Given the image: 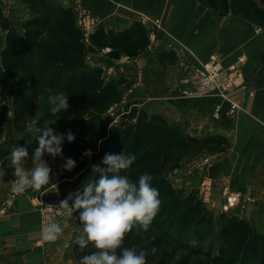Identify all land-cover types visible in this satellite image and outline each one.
I'll return each mask as SVG.
<instances>
[{"label": "trees", "instance_id": "16d2710c", "mask_svg": "<svg viewBox=\"0 0 264 264\" xmlns=\"http://www.w3.org/2000/svg\"><path fill=\"white\" fill-rule=\"evenodd\" d=\"M30 17L22 21L19 30L3 15L0 8V30L5 33L4 46L0 50V135L3 131L6 111L11 107V124L17 135L33 123V140L26 147L29 157L24 167L31 169L34 150L39 146L36 137L45 122L56 134L63 135L62 162L68 158L76 162L71 171L64 170L59 180L60 199L80 188L86 181L98 178L91 166L100 163L106 153L135 156L133 164L121 175L136 182L143 173L153 177L152 186L159 190L160 210L147 231L136 227L124 240L123 247H135L137 253H148L147 264H198L191 254L178 258L177 252L186 247L175 246V240L157 225V217L178 215L187 228L190 224L210 223L212 213L204 207L196 192H190L177 200V192L168 182L167 166L174 164L176 152L190 151L198 154L203 149L211 152L224 151L226 140L216 136L197 138L186 130L168 123L162 116L149 114L126 103L114 114L109 110L120 104L124 89L129 84L119 78L105 82L102 69L90 67L86 61V46L70 7H63L57 0H23ZM146 26L135 21L121 32L105 30L98 25L91 33L90 41L98 50L109 48L105 53L110 60L123 56L135 57L147 50L149 38ZM174 60L172 51L161 52L160 65ZM63 92L68 95L67 111L53 114L49 96ZM47 101L44 112L37 116L40 99ZM71 132L75 139L67 140ZM91 156H86V150ZM49 157L45 154L44 158ZM11 160V154L8 157ZM7 158V159H8ZM7 160L2 161V165ZM175 165V164H174ZM71 188L67 189V185ZM183 202L186 203L182 206ZM79 212L69 217L80 225ZM221 225L217 234L218 256L199 264H264V234L256 232L247 220L235 215H219ZM156 252L153 254L152 249ZM71 250L77 262L96 249L89 244L81 249L76 241ZM119 254V250H118ZM196 254V253H194Z\"/></svg>", "mask_w": 264, "mask_h": 264}, {"label": "crops", "instance_id": "0c3cea01", "mask_svg": "<svg viewBox=\"0 0 264 264\" xmlns=\"http://www.w3.org/2000/svg\"><path fill=\"white\" fill-rule=\"evenodd\" d=\"M57 1L65 8L73 2ZM78 1L105 30L121 32L135 21L146 26L149 45L144 55L113 61L90 43L86 46V63L101 68L102 77L110 81L122 78L129 86L136 71L141 70L145 86L133 90L126 101L134 102L149 114L162 116L191 136L216 135L225 139L224 151L210 153L215 160L204 170V179L211 183L219 204L225 201L224 191L236 196L233 215L248 221H264V0ZM11 12L16 19L23 15L30 17L23 0H11ZM167 51L174 53V60L160 65L158 56ZM210 56H216L225 70L240 64L239 85L227 92V100L217 95L180 96L181 77H190V71ZM119 91L125 92L122 85ZM230 104L236 105L233 112ZM1 127L0 209L5 191L16 179L14 168H2L1 162L8 155L3 147L16 138L21 141L24 136V132L16 135L10 117L5 118ZM55 158L63 169L65 163L59 156ZM44 160L47 165L55 161L53 157ZM186 166L183 164L174 178L178 187L201 181L197 171L187 172ZM48 185L43 187L45 191ZM247 196L249 201L245 202ZM31 198L28 189L6 212L0 211V254L20 251L26 254L28 264H47L44 245H34L35 240H40V218ZM79 230L73 233L74 240Z\"/></svg>", "mask_w": 264, "mask_h": 264}, {"label": "clouds", "instance_id": "9594fccd", "mask_svg": "<svg viewBox=\"0 0 264 264\" xmlns=\"http://www.w3.org/2000/svg\"><path fill=\"white\" fill-rule=\"evenodd\" d=\"M51 112L67 111L68 95L63 92L49 96ZM51 122H45L40 134L36 137L38 147L31 157L34 167L26 169L24 164L29 157L26 147H15L11 152V164L14 168L12 181L13 190L24 193L29 188L40 190L50 183L51 168L43 159L45 154L55 158L62 156L63 135L56 134ZM75 137L71 132L67 135L68 142ZM91 150L84 155L91 156ZM135 156L106 153L100 163L91 166L92 173L98 178L85 181L82 187L74 193L69 192L67 198L57 205H49L50 209L72 217L79 212V222L82 230L76 236V243L81 249L91 244L96 251L84 255L79 264H147L145 251L137 253L133 247H123L125 237L139 227L147 231L160 210L159 190L152 186L153 177L148 173L139 176L138 183L128 176L121 175L134 162ZM76 162L68 158L62 166L71 171ZM71 202V203H70ZM63 229L57 222H51L42 231V239L55 242L62 235ZM119 250V254H118ZM152 253L156 252L153 248Z\"/></svg>", "mask_w": 264, "mask_h": 264}, {"label": "rangeland", "instance_id": "374dc122", "mask_svg": "<svg viewBox=\"0 0 264 264\" xmlns=\"http://www.w3.org/2000/svg\"><path fill=\"white\" fill-rule=\"evenodd\" d=\"M26 17L27 16L23 15L19 19L18 18L16 19L15 17H13V15L9 14L8 19L9 20L12 19L14 22H11V23L19 30L20 24L22 23V21L27 19ZM4 37H5V33L0 30V48H3L2 45L4 43ZM102 50H101V52H103ZM109 51H110V49H109ZM109 51H107V53ZM145 52H141V53H139V55L140 54L144 55ZM126 57L127 58H125V59L132 58V57H128V56H126ZM123 58H124V56H123ZM119 59H116V60H119ZM113 61H115V60H113ZM137 72L138 71H136V73ZM103 80L105 82L110 81L107 79V77H103ZM144 86L142 88H144ZM142 88H140V89H142ZM125 90L126 89H124V91ZM122 94L125 97L128 95L126 92H124ZM126 102L131 103L130 101H126ZM124 105H125V103L114 105L109 113L114 114L115 112L118 111V109L121 110ZM1 106H2V103L0 101V111H1ZM46 106H47V101L45 99L41 98L39 110L37 112V116H40L44 112V110L46 109ZM10 116H11V107H9L7 109L5 117H10ZM10 119H11V117H10ZM34 133H35V127L33 126V123H31L27 127V129L24 131V136H23V139H21V141L18 140V138H16L15 140H12L10 145L3 147V152L8 154L4 158V160H7L5 162V164L2 165V162H1L2 168L4 170H9V169L13 168L12 164H11V160H9V158H8L10 156L12 150L15 147H21L24 144H28V141H27L28 138L31 137L32 134L34 135ZM210 153H211V151H208L206 149H203L198 154H194L193 152H191V150L186 151V152H182V153L176 152L174 155V158H173V160H176V162H174L175 165L173 163L168 165L167 166L168 170L166 171L165 174L167 176L168 182L170 183L171 187L178 193L177 194V197H178L177 200H182L184 197H186L192 191L196 192V195L199 197V199L201 200L204 207L207 208L212 213L211 222L210 223H202V224L193 223V224L188 225L187 228H183V224H182L181 219L178 215L169 216V217H163V216L157 217L158 228H160L163 232H166L172 236V238L176 241L174 243L175 246L186 247V248L179 250L177 252V257L180 258V257L191 254L190 255L191 258L193 260H195L196 262L198 261L199 263L205 261L206 259H211V258L218 256L219 241L217 239V234H218V231H219V228L221 225L219 215L220 214H224L226 216L233 215L232 214L233 209L223 210V208H222L223 204L222 203L219 204V201L217 202L215 200V197L213 196V187H212V194H211V197L209 199V202H204L201 194L199 193V187L204 180V175H203L204 170H200L199 168H197L196 163L200 162L201 159L204 157H209ZM50 157L51 156H49L48 158H50ZM54 160L55 161H53L51 164H49L51 169H54V170L56 169L55 172H54V170H52V172H51L50 184H55V183H58V184H56L52 187H50V184H49L48 188L45 192L41 191V189H45L43 187L40 190H33V189L29 188V192L31 193V197H32L31 199L34 201V205H35L34 208L38 212V215L40 218V225H39L40 240L39 241L35 240L34 245L39 246V247H40V245H42V246L44 245V247H43V249H45L44 257H45V260H47L46 261L47 264H79V262H77L75 260L73 252L71 250L72 244L76 241L73 239L74 238L73 233L78 231V226L75 223V220L72 221L69 219V217L64 215L60 220H58L59 224L62 222V229H63V232H62V235L60 236V238L57 239L55 242H48V241L44 242V241H42L41 211L36 204V198L38 196H41L42 200L44 202L50 203L54 200L59 199V197L61 195V192L58 189V186H59V179L61 177L63 169L60 167L61 162H58L57 158H54ZM183 164H187V166L185 167V171L187 170V167H188L187 172L192 171V170L197 171L198 175L200 176L199 180H201V181L198 182L197 184L190 185V186L185 185V184H181L180 187L176 186L174 178L176 175L179 174L180 169L183 167ZM136 182L138 183V177L136 178ZM70 185L71 184L67 185V189L71 188ZM174 186H176V187H174ZM78 189H80V184H75L74 190H72L70 192L74 193ZM12 190H13V185H11L10 188H8V190L5 191L4 200L8 197V195L10 194V192ZM40 192H42V194H40ZM22 194L23 193H17V195L13 201L12 206L14 205L17 198L19 196H21ZM68 194H67V196H68ZM2 204H3V202H2ZM185 205H186V203L183 202L182 206H185ZM0 211L2 213H4L7 210L3 211L2 205H1ZM248 223L251 226H253V228L256 232L258 231V232L264 234V231H263L264 228H262L263 227L262 224L264 225V221H255L254 222L252 220H249ZM80 232L81 231L79 230V233ZM71 239H73V240H71ZM38 243H40V244L38 245ZM194 253H196V254H194ZM26 259H27L26 254L22 253L20 251L19 252H13V253L0 254V264H28V263H26ZM216 264H219V263H216Z\"/></svg>", "mask_w": 264, "mask_h": 264}, {"label": "built area", "instance_id": "2783aa9c", "mask_svg": "<svg viewBox=\"0 0 264 264\" xmlns=\"http://www.w3.org/2000/svg\"><path fill=\"white\" fill-rule=\"evenodd\" d=\"M0 8L4 16L8 18L11 14V0H0ZM71 10L74 13L76 23L82 31V40L85 46L91 43L90 36L94 29L98 26V21L91 15V13L83 7L78 0H73ZM102 53L109 51L108 48L102 50ZM86 59V56H85ZM199 66L190 71V77L183 75L180 79L181 87L179 88V94L185 98H197L201 96L217 95L227 100V92L236 87L238 80L241 79L240 64H236L232 68L225 70L222 63L216 56H210L209 59L198 64ZM145 85L144 74L139 70L135 74L133 83L125 90L127 94H130L134 89H140ZM241 84L240 86H242ZM244 88V87H243ZM126 97L122 95L120 104H126ZM113 108V107H112ZM110 108V110L112 109ZM236 109V105L230 104V112ZM109 110V112H110ZM219 110V106L216 107V111ZM111 114V113H110ZM215 160V155L210 154L209 157H204L200 162L196 163L197 168L205 170L210 167ZM45 192V189H41ZM40 192V194H42ZM199 193L202 196L204 202H209L212 194V185L205 178L199 187ZM17 195V192L12 190L8 197L3 201L2 210L9 209ZM225 201L223 202V210H231L236 205V196H231L227 191L223 192ZM67 198V197H66ZM63 199H57L50 203L44 202L41 196L36 198V204L41 211L42 231L51 222H57L64 215L57 212L54 209H50L49 205H57L59 201ZM248 196L245 198V202H248ZM42 241H44L42 239ZM45 242V241H44Z\"/></svg>", "mask_w": 264, "mask_h": 264}]
</instances>
